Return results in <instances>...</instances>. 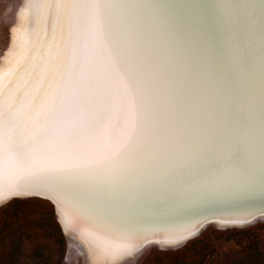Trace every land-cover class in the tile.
<instances>
[{"label":"snow or ice","instance_id":"6c2138e0","mask_svg":"<svg viewBox=\"0 0 264 264\" xmlns=\"http://www.w3.org/2000/svg\"><path fill=\"white\" fill-rule=\"evenodd\" d=\"M24 15L0 75V201L46 196L115 256L150 227L196 234L156 213L264 199V0H26Z\"/></svg>","mask_w":264,"mask_h":264},{"label":"rangeland","instance_id":"374dc122","mask_svg":"<svg viewBox=\"0 0 264 264\" xmlns=\"http://www.w3.org/2000/svg\"><path fill=\"white\" fill-rule=\"evenodd\" d=\"M47 201L17 198L0 204V264H77ZM176 246L152 243L135 264H264V219L218 226L209 222Z\"/></svg>","mask_w":264,"mask_h":264},{"label":"bare ground","instance_id":"6f19581e","mask_svg":"<svg viewBox=\"0 0 264 264\" xmlns=\"http://www.w3.org/2000/svg\"><path fill=\"white\" fill-rule=\"evenodd\" d=\"M25 3L26 0H0V75L7 74L14 69L16 63L15 54L19 52L18 45L20 37L23 35L22 29H28L33 26L31 19L24 15ZM18 75L19 72H15V76ZM15 76L12 77L13 83H15ZM9 198L0 201V204L6 202ZM41 198L46 199L47 197L41 196ZM48 201L55 210L57 219L73 250L77 264H135L136 262L139 263L146 251L148 252L152 248V243L153 245L157 243L164 248H169L182 242L184 243L193 236L182 239L178 243H165L166 240H170L172 237L163 227H150L135 238L132 242L133 246L127 252L113 256L106 254L97 247L91 237L85 236L84 229L87 228L89 232L95 235H103V233H100L94 226L89 225L83 218H74L67 211L61 213L51 199ZM263 205L264 199L257 197L236 202L206 204L197 209L173 215L156 213L150 219L156 225H163L171 221L190 223L194 225L193 230L197 233V231L201 230L200 226L204 224L203 222L211 218L216 219L211 220L217 226L223 225L224 223H221L223 220L238 221L235 222L236 224L250 222L251 220L249 219L251 217L257 216L258 213H264ZM105 238L110 239L111 237L106 236Z\"/></svg>","mask_w":264,"mask_h":264},{"label":"water","instance_id":"95a60500","mask_svg":"<svg viewBox=\"0 0 264 264\" xmlns=\"http://www.w3.org/2000/svg\"><path fill=\"white\" fill-rule=\"evenodd\" d=\"M8 198V197H7ZM17 198H41V196H37V195H21V196H12V197H10L9 198V200H12V199H17ZM43 199V198H42ZM8 200V201H9ZM46 200H49L48 198H46ZM264 206V205H263ZM256 218L257 217H262V218H264V213H258L257 214V216H255ZM255 217H251V219H249V220H252V219H255ZM212 220H216L215 218L213 219V218H211ZM205 220V222H203L204 224H202L200 227L202 228L204 225H206L207 223H209V222H214V221H212V220ZM207 221H209V222H207ZM56 222H57V224L59 223L58 222V220H56Z\"/></svg>","mask_w":264,"mask_h":264}]
</instances>
